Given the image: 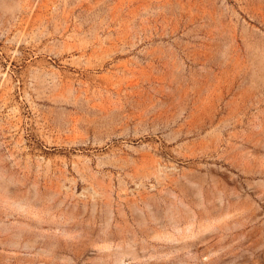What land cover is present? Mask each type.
Returning a JSON list of instances; mask_svg holds the SVG:
<instances>
[{"label":"rangeland","instance_id":"374dc122","mask_svg":"<svg viewBox=\"0 0 264 264\" xmlns=\"http://www.w3.org/2000/svg\"><path fill=\"white\" fill-rule=\"evenodd\" d=\"M0 264H264V0H0Z\"/></svg>","mask_w":264,"mask_h":264}]
</instances>
